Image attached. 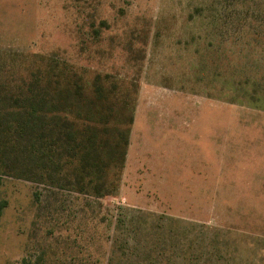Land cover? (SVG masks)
<instances>
[{"label":"rangeland","instance_id":"rangeland-1","mask_svg":"<svg viewBox=\"0 0 264 264\" xmlns=\"http://www.w3.org/2000/svg\"><path fill=\"white\" fill-rule=\"evenodd\" d=\"M29 55L133 85V123L112 196L38 207L35 185L3 178L0 264H106L115 221L161 264H187L192 242L201 264H264V112L229 88L264 83V0H0V61L23 72Z\"/></svg>","mask_w":264,"mask_h":264},{"label":"trees","instance_id":"trees-1","mask_svg":"<svg viewBox=\"0 0 264 264\" xmlns=\"http://www.w3.org/2000/svg\"><path fill=\"white\" fill-rule=\"evenodd\" d=\"M17 59L18 66L27 62L25 71H10L0 61V186L3 178L32 183L38 207L55 192L97 201L112 196L125 165L135 87L109 75L84 77L58 55ZM230 84L231 92L241 94L234 103L264 112V83ZM120 223L115 221L111 240L117 264L128 253H138V262L123 264L162 263L161 248L139 253V227ZM151 236L161 239L162 233ZM178 245L181 262L201 264L193 242L191 253ZM111 258L106 264H113Z\"/></svg>","mask_w":264,"mask_h":264}]
</instances>
